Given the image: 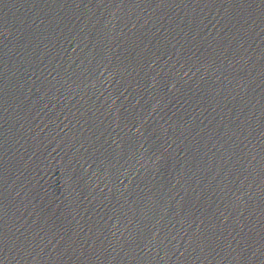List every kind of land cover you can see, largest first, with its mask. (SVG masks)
<instances>
[{
  "label": "water",
  "instance_id": "obj_1",
  "mask_svg": "<svg viewBox=\"0 0 264 264\" xmlns=\"http://www.w3.org/2000/svg\"><path fill=\"white\" fill-rule=\"evenodd\" d=\"M264 214V0H0V264H177Z\"/></svg>",
  "mask_w": 264,
  "mask_h": 264
}]
</instances>
